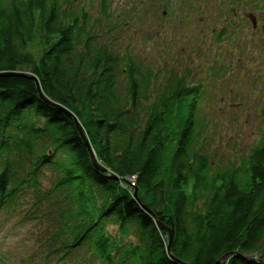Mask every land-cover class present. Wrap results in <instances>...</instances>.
Instances as JSON below:
<instances>
[{
  "label": "trees",
  "instance_id": "trees-1",
  "mask_svg": "<svg viewBox=\"0 0 264 264\" xmlns=\"http://www.w3.org/2000/svg\"><path fill=\"white\" fill-rule=\"evenodd\" d=\"M111 3L0 0V210L32 225L23 264H223L227 253L225 264H264V137L216 161L201 66L181 73L122 50L129 12ZM221 3L233 15L225 30L264 9Z\"/></svg>",
  "mask_w": 264,
  "mask_h": 264
},
{
  "label": "rangeland",
  "instance_id": "rangeland-1",
  "mask_svg": "<svg viewBox=\"0 0 264 264\" xmlns=\"http://www.w3.org/2000/svg\"><path fill=\"white\" fill-rule=\"evenodd\" d=\"M173 1L181 3L179 14L168 15L161 0H112L115 12H129L125 32L119 37L121 48L134 51L150 65L166 62L181 73L187 65H200L193 73L204 83L210 152L219 162L240 157L264 137L260 114L264 105V9L239 11L250 17L244 22L235 17L225 30V18L233 15L221 0H212V6L206 0L196 2L200 11L190 10L185 0ZM251 16L254 27L248 20ZM223 30L219 42L216 36ZM31 227L19 223V216L0 210V257L7 264H23L32 253Z\"/></svg>",
  "mask_w": 264,
  "mask_h": 264
},
{
  "label": "water",
  "instance_id": "water-1",
  "mask_svg": "<svg viewBox=\"0 0 264 264\" xmlns=\"http://www.w3.org/2000/svg\"><path fill=\"white\" fill-rule=\"evenodd\" d=\"M18 74H19V73H18ZM0 75H2V74H0ZM35 79L37 80V87H38V89H39V92H40V94L43 96V94H42V92H41V87L39 86L38 79H37V78H35ZM69 112H70V114L75 118L76 126H77V128L79 129L80 134L82 135V138L84 139L86 146L91 150L92 160H94L95 165L97 166V168H100L101 170H106L105 167H102V166L98 163V160L96 159V155H95L94 149H92L91 144H90V141H89V139L87 138V135H86V133H85V131H84V128L82 127L81 123L79 122V120L76 118V116L73 114L72 111H69ZM112 178H113V179H115V178H116V179H119L120 177H119L118 175H115V176H113ZM134 196L137 198V190L135 191ZM143 208H144L146 211H149L150 213H152V210H150V209L147 208L146 206H143ZM152 214H153V213H152ZM159 227H161L162 229H165V230L169 231V235H170V236H169V241H170V243H171V240H172V238H173V236H174V231H173V229H172V228L169 229V228L163 226L161 223L159 224ZM167 250H168V252H170V245L168 246ZM170 253H171V252H170ZM230 255H231V253H227V254H225V256H224V258H223V260H224V263H223V264L226 263V261H227L226 259H227ZM171 256H172V254H171Z\"/></svg>",
  "mask_w": 264,
  "mask_h": 264
},
{
  "label": "built area",
  "instance_id": "built-area-1",
  "mask_svg": "<svg viewBox=\"0 0 264 264\" xmlns=\"http://www.w3.org/2000/svg\"><path fill=\"white\" fill-rule=\"evenodd\" d=\"M128 179H129V183L133 186L135 184V181H136L135 176H130V177H128Z\"/></svg>",
  "mask_w": 264,
  "mask_h": 264
}]
</instances>
